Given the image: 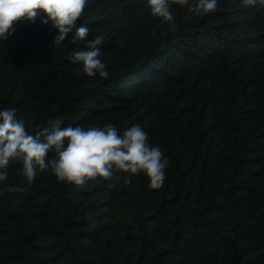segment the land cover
Returning a JSON list of instances; mask_svg holds the SVG:
<instances>
[{"label":"trees","instance_id":"trees-1","mask_svg":"<svg viewBox=\"0 0 264 264\" xmlns=\"http://www.w3.org/2000/svg\"><path fill=\"white\" fill-rule=\"evenodd\" d=\"M170 10L171 32L148 0H88L62 46L43 13L0 41V110L15 109L30 134L49 119L121 134L139 125L169 159L157 190L115 169L77 186L49 166L28 184L10 161L0 264H264V4ZM81 26L88 36L72 43ZM96 35L106 79L66 59Z\"/></svg>","mask_w":264,"mask_h":264},{"label":"clouds","instance_id":"clouds-1","mask_svg":"<svg viewBox=\"0 0 264 264\" xmlns=\"http://www.w3.org/2000/svg\"><path fill=\"white\" fill-rule=\"evenodd\" d=\"M87 3L88 0H0V41L12 34L15 22H35L43 13L45 18L41 23H51L57 32L51 43L62 46L82 17ZM242 3L254 6L264 4V0H242ZM173 4L187 6L196 16L217 11V0H148L151 15L159 18L162 24L167 23L170 32L176 28L175 16L170 10ZM89 31L86 26L76 28L72 43L85 40ZM102 43L103 37L96 35L86 41L89 51H75L66 59L82 63L88 77L98 74L106 79L109 73L100 59L98 47ZM61 124L59 119H49L46 127L30 134L24 121L16 117L15 109L0 110V181L8 178L6 169L10 161L20 159L28 184L34 182L38 170L50 166L58 180L77 186L96 177L110 180L114 169L132 175L143 173L152 190L163 186L169 159L158 146L148 144V135L139 125L121 134L111 124L87 129L81 126L61 128ZM50 152L56 154L55 159H47ZM123 180L128 183L129 176L124 175Z\"/></svg>","mask_w":264,"mask_h":264}]
</instances>
